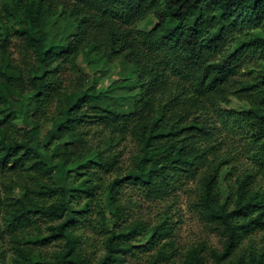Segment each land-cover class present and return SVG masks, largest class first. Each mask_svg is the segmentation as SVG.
<instances>
[{
	"label": "trees",
	"instance_id": "1",
	"mask_svg": "<svg viewBox=\"0 0 264 264\" xmlns=\"http://www.w3.org/2000/svg\"><path fill=\"white\" fill-rule=\"evenodd\" d=\"M181 191L222 247L176 261L136 208ZM258 230L264 0H0V264H264Z\"/></svg>",
	"mask_w": 264,
	"mask_h": 264
},
{
	"label": "rangeland",
	"instance_id": "2",
	"mask_svg": "<svg viewBox=\"0 0 264 264\" xmlns=\"http://www.w3.org/2000/svg\"><path fill=\"white\" fill-rule=\"evenodd\" d=\"M17 55V53H16ZM84 67L85 72L89 76L91 83H99L101 77L108 73L105 78L104 83L108 84L110 80L115 76L113 68L103 69V68H94L88 66L86 62L81 63ZM232 105H236L235 102H232ZM131 143H129L123 151V155L127 157L131 150ZM189 191H181L176 197L169 199L167 202L157 201V202H146L140 208H136L138 212L142 213L145 217L152 219H157L160 211L166 207L168 204H171L170 207V220L173 225V239L177 248V252L173 257L174 260L180 261L183 252L192 244L198 243L199 241H207L211 246H221V241L219 235L210 230L202 222L198 212L192 206L191 195ZM264 231L258 230L249 237H245L241 241V247L252 246L256 250H261L264 247ZM100 239V238H99ZM242 249V248H241ZM90 251L93 256H98L103 252V245L101 240L97 243L96 246H92ZM8 254V261L10 260ZM154 253L152 250L149 252L139 251L135 254H129L126 258L125 264H148L150 260V255ZM212 260V259H211ZM213 262V260H212ZM158 264H167V260L161 261Z\"/></svg>",
	"mask_w": 264,
	"mask_h": 264
}]
</instances>
